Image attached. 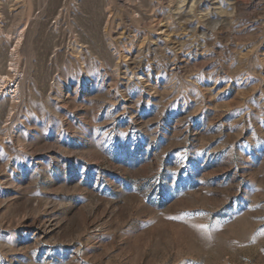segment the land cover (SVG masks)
Returning <instances> with one entry per match:
<instances>
[{"label": "rangeland", "instance_id": "rangeland-1", "mask_svg": "<svg viewBox=\"0 0 264 264\" xmlns=\"http://www.w3.org/2000/svg\"><path fill=\"white\" fill-rule=\"evenodd\" d=\"M0 264H264V0H0Z\"/></svg>", "mask_w": 264, "mask_h": 264}]
</instances>
